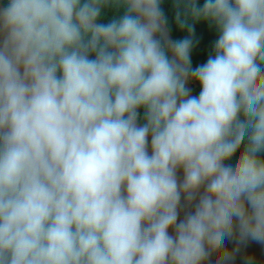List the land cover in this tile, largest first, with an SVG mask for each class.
<instances>
[{
	"label": "clouds",
	"instance_id": "1",
	"mask_svg": "<svg viewBox=\"0 0 264 264\" xmlns=\"http://www.w3.org/2000/svg\"><path fill=\"white\" fill-rule=\"evenodd\" d=\"M162 4L0 0V264L264 244V0H172L174 39ZM197 23L217 38L193 68Z\"/></svg>",
	"mask_w": 264,
	"mask_h": 264
},
{
	"label": "trees",
	"instance_id": "2",
	"mask_svg": "<svg viewBox=\"0 0 264 264\" xmlns=\"http://www.w3.org/2000/svg\"><path fill=\"white\" fill-rule=\"evenodd\" d=\"M162 8L168 18L170 25V33L172 38H181L187 35L186 30L182 31L176 25L174 16L175 12L172 7V0H163ZM216 33L208 25L203 23H197L194 25V47L191 51L192 67L195 68L206 62L207 54L211 50L215 39ZM193 86L194 95H198L199 85L196 82L191 81Z\"/></svg>",
	"mask_w": 264,
	"mask_h": 264
},
{
	"label": "water",
	"instance_id": "3",
	"mask_svg": "<svg viewBox=\"0 0 264 264\" xmlns=\"http://www.w3.org/2000/svg\"><path fill=\"white\" fill-rule=\"evenodd\" d=\"M167 36L168 38L173 39L170 31H167ZM169 56H171V52H169ZM186 87L190 89V95H194L191 80L186 82ZM177 179L178 181L183 179L182 170H178ZM181 204H184L183 198ZM186 210L187 209H184L183 207L181 208L180 218H183L184 211ZM224 247L233 254L230 264H264V244L260 242L251 239L240 241L237 236H234L233 238L225 239ZM218 255L219 254H213L205 264H215Z\"/></svg>",
	"mask_w": 264,
	"mask_h": 264
},
{
	"label": "flooded vegetation",
	"instance_id": "4",
	"mask_svg": "<svg viewBox=\"0 0 264 264\" xmlns=\"http://www.w3.org/2000/svg\"><path fill=\"white\" fill-rule=\"evenodd\" d=\"M192 88H193V86H192Z\"/></svg>",
	"mask_w": 264,
	"mask_h": 264
}]
</instances>
